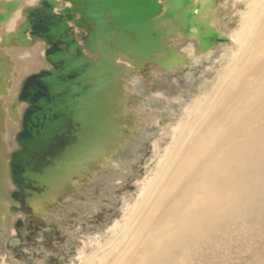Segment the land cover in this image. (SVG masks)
<instances>
[{
  "label": "water",
  "instance_id": "95a60500",
  "mask_svg": "<svg viewBox=\"0 0 264 264\" xmlns=\"http://www.w3.org/2000/svg\"><path fill=\"white\" fill-rule=\"evenodd\" d=\"M221 0H39L23 22L2 36L0 49L43 46L42 67L2 100L0 56V237L9 215L19 214L7 240L24 245L51 206L105 164L131 135L124 76L154 65L165 73L186 56L177 39L194 40L197 53L229 40L212 25ZM0 1V29L19 6ZM68 4V6H67ZM6 116L15 131L7 141Z\"/></svg>",
  "mask_w": 264,
  "mask_h": 264
},
{
  "label": "bare ground",
  "instance_id": "6f19581e",
  "mask_svg": "<svg viewBox=\"0 0 264 264\" xmlns=\"http://www.w3.org/2000/svg\"><path fill=\"white\" fill-rule=\"evenodd\" d=\"M16 1L20 4L2 25L0 41L23 22L22 10L39 2ZM243 1L242 22L230 38L237 46L230 70L220 75L215 94L199 101L175 127L177 141L161 159L159 173L144 186L124 223L110 228L109 240L88 258L90 264L109 259V264H210L211 257L228 256L232 236L241 252H249L250 264H264V222H247L264 202V0ZM219 10L210 12L218 30ZM184 40L195 47L194 40ZM193 53H183V64ZM0 56L6 60L2 100L8 104L25 75L42 67L43 46L3 48ZM131 76L136 84L139 77ZM12 123L6 116L7 134L15 131Z\"/></svg>",
  "mask_w": 264,
  "mask_h": 264
},
{
  "label": "rangeland",
  "instance_id": "374dc122",
  "mask_svg": "<svg viewBox=\"0 0 264 264\" xmlns=\"http://www.w3.org/2000/svg\"><path fill=\"white\" fill-rule=\"evenodd\" d=\"M232 1L221 0L216 7L220 9L218 15L222 22L219 31L229 41L214 47L211 55L193 53L192 43L177 39L173 47L184 54L193 53L192 60L173 69L172 73L147 65L143 71L133 70L132 74L124 76L126 105L133 113L127 120L131 124L128 132L131 136L110 153L111 164L93 173L67 200L49 207L42 216L43 223L34 226L27 242L11 250L6 246L7 240L18 237L13 220L22 216L15 214L13 219L8 216L4 229L6 238L0 237V264H88V258L106 244L110 228L115 223H124L141 201L144 186L159 173L161 159L177 141L175 127L187 119L199 101L215 94L220 75L230 70L237 53L236 43L230 42V38L238 30L243 18L240 15L243 16L246 9L243 0ZM131 75L139 77L136 84L130 82ZM11 132L7 134L9 145ZM251 221L264 222V202L250 213L247 222L252 224ZM231 238L233 241H229L227 251L230 258L227 253L215 259L211 257L210 264L251 263L249 252L237 248L238 237ZM4 252L10 256L5 257Z\"/></svg>",
  "mask_w": 264,
  "mask_h": 264
}]
</instances>
